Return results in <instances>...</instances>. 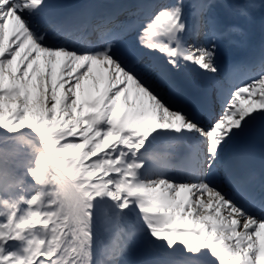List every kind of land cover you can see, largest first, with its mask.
Segmentation results:
<instances>
[{"label":"snow or ice","instance_id":"snow-or-ice-1","mask_svg":"<svg viewBox=\"0 0 264 264\" xmlns=\"http://www.w3.org/2000/svg\"><path fill=\"white\" fill-rule=\"evenodd\" d=\"M50 8L0 0V264H124L159 242L169 264H264V191L230 154L264 139V54L222 58L264 0Z\"/></svg>","mask_w":264,"mask_h":264},{"label":"bare ground","instance_id":"bare-ground-1","mask_svg":"<svg viewBox=\"0 0 264 264\" xmlns=\"http://www.w3.org/2000/svg\"><path fill=\"white\" fill-rule=\"evenodd\" d=\"M101 1L102 0H91L89 3H86V5L88 6L86 7L84 11L81 12V13L85 12L87 14V16L85 17V21H90L93 17L96 16L95 14H92L90 6L94 4L97 7L99 6V4H102L100 3ZM107 1H109V4L110 3L115 4L120 0H107ZM122 1L124 2L126 0H122ZM129 1L130 0H128V2ZM76 3H79V2H76ZM50 4H51V8L49 11L51 13L64 15L68 18V21H71L74 17L81 14L80 12L76 13L73 11V8L76 6H74L75 5L74 2H71V1L50 0ZM107 10L102 9L101 12H105ZM69 12H72V14ZM72 15H75V16H72ZM262 32H264V13H258L256 21L248 28L247 34L250 37H248L247 39L244 38V42L242 43L241 48H244V50L236 51V47H235L236 45L235 46L233 44L229 45L225 48L222 58L225 60V62L229 59H232L233 62H236L238 64L246 63L248 61L247 58H244L242 56L241 58L238 59L237 57L232 56L230 54L231 53H234V55H236L237 53L242 54L245 52V50H246L245 55L249 56V53L254 54L257 48L256 45L262 40V37L260 36ZM247 51H249V53H247ZM102 74H103V70L97 69L96 75L100 76ZM240 79H245V78L241 77ZM89 84H91V82H89ZM102 86L103 85H101V87ZM90 91L92 92L93 95L95 94L94 88H90ZM252 99L254 100L255 97H253ZM193 143H195L194 138H193ZM259 151L264 152V139H261L259 135L256 136L255 142L250 149H246L243 144H237L232 149H230V154L234 157L236 164L240 169H252L255 171L256 181L253 185V189L257 195H260L261 192L264 191V177H263L264 155L261 156L259 159H253L251 157L256 158L257 152ZM175 171L176 169H173V171H171V175L180 178V180H183V178L186 175H188L187 174L188 170L186 171L183 169L182 171L183 174L182 175L180 174V176ZM98 239H99V235H98ZM166 248H167L166 244H164L163 242H159L156 250L151 251V252H147L146 250L145 253H142L140 245H137L134 249L135 252L129 255L125 259L124 264H166V263L169 264V258L163 254V250ZM136 254H140V255H138V257H134V255Z\"/></svg>","mask_w":264,"mask_h":264},{"label":"rangeland","instance_id":"rangeland-1","mask_svg":"<svg viewBox=\"0 0 264 264\" xmlns=\"http://www.w3.org/2000/svg\"><path fill=\"white\" fill-rule=\"evenodd\" d=\"M67 1H71V2H74V4H75V6H77V4H78V8H81L85 3H86V1L87 0H67ZM76 2H79V3H76ZM234 40H235V44H236V48H238L239 50H241L242 48V42H244V37L243 36H241V35H239V34H236L235 36H234ZM100 154L98 153V156H99ZM61 159H64V160H66V159H70V157H64V158H61ZM98 235H99V233H98ZM140 247H141V252L142 253H145V248L143 247V245H140ZM135 251H133L132 253H134ZM136 252H137V250H136ZM147 252H151V251H147ZM141 254V253H140ZM140 254H136V255H134V257H138V255H140Z\"/></svg>","mask_w":264,"mask_h":264}]
</instances>
